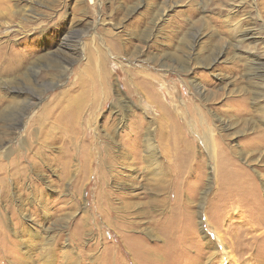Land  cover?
I'll return each mask as SVG.
<instances>
[{"label":"rangeland","instance_id":"374dc122","mask_svg":"<svg viewBox=\"0 0 264 264\" xmlns=\"http://www.w3.org/2000/svg\"><path fill=\"white\" fill-rule=\"evenodd\" d=\"M0 264H264V0H0Z\"/></svg>","mask_w":264,"mask_h":264},{"label":"bare ground","instance_id":"6f19581e","mask_svg":"<svg viewBox=\"0 0 264 264\" xmlns=\"http://www.w3.org/2000/svg\"><path fill=\"white\" fill-rule=\"evenodd\" d=\"M250 37V36H249ZM184 61H182V63H183ZM200 92V94H202V92L201 91H199ZM205 143H206V141H205Z\"/></svg>","mask_w":264,"mask_h":264}]
</instances>
